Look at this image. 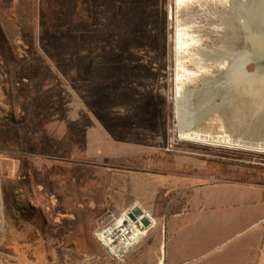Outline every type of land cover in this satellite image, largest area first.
<instances>
[{
    "label": "rangeland",
    "instance_id": "rangeland-1",
    "mask_svg": "<svg viewBox=\"0 0 264 264\" xmlns=\"http://www.w3.org/2000/svg\"><path fill=\"white\" fill-rule=\"evenodd\" d=\"M198 9L188 0H0V180L19 185L18 210H0V264H144L151 242L116 260L95 237L102 220L135 205L154 219L165 201L220 181L264 192V152L176 134L175 23ZM196 18L185 40L201 32L215 48L220 38ZM9 61L19 70L10 80ZM224 81L184 85L193 130L211 143L263 141L264 112Z\"/></svg>",
    "mask_w": 264,
    "mask_h": 264
},
{
    "label": "bare ground",
    "instance_id": "bare-ground-1",
    "mask_svg": "<svg viewBox=\"0 0 264 264\" xmlns=\"http://www.w3.org/2000/svg\"><path fill=\"white\" fill-rule=\"evenodd\" d=\"M181 2L182 0H175L176 4ZM188 3L193 7H199L188 21H191V24L187 21L175 20L177 21L174 36L176 86L173 108L178 139L202 145L264 152V140H245L230 135L223 139L217 137L215 143H211L210 135L204 134L206 138H201V134L193 130L195 113L190 110V106L188 107V97L183 92L184 85L195 83L202 75L220 74L225 77V81L220 86L241 91L256 111L264 112V68L252 77L241 71V64L248 57L261 59L264 67V35L252 32L250 27L253 18H261L263 15L264 0H188ZM196 16L205 18L210 29L215 31L214 36L220 38V43H216L217 40L212 38L215 48L210 49L203 45L205 37L201 32L187 35L189 41L185 40V31L197 23ZM217 18H220V24L216 21ZM187 46L193 47L194 52L183 59L181 55L185 53ZM183 61L189 64V70L183 68ZM104 225V230L97 234L98 238L100 240L108 238L109 252L116 253L118 257L133 250L142 241L146 230L128 220L127 214L119 218L111 216Z\"/></svg>",
    "mask_w": 264,
    "mask_h": 264
},
{
    "label": "crops",
    "instance_id": "crops-1",
    "mask_svg": "<svg viewBox=\"0 0 264 264\" xmlns=\"http://www.w3.org/2000/svg\"><path fill=\"white\" fill-rule=\"evenodd\" d=\"M152 220L135 247L151 242L144 264H264V192L257 184L195 186L185 198L165 201Z\"/></svg>",
    "mask_w": 264,
    "mask_h": 264
},
{
    "label": "water",
    "instance_id": "water-1",
    "mask_svg": "<svg viewBox=\"0 0 264 264\" xmlns=\"http://www.w3.org/2000/svg\"><path fill=\"white\" fill-rule=\"evenodd\" d=\"M255 23V29L252 26V32L264 35V19L262 18H253L252 21ZM251 25V23H250ZM251 65L252 70L247 71L246 67ZM263 61L256 57H248L246 58L243 63L241 64V71L244 72L245 75L248 77H252L253 75L257 74L263 69ZM224 89L229 91H233L234 93L246 97L241 91H235L230 87L222 86ZM128 220L133 222L134 224L138 225L141 229H148L152 224V218L138 205H135L131 208L130 212L127 214Z\"/></svg>",
    "mask_w": 264,
    "mask_h": 264
},
{
    "label": "trees",
    "instance_id": "trees-1",
    "mask_svg": "<svg viewBox=\"0 0 264 264\" xmlns=\"http://www.w3.org/2000/svg\"><path fill=\"white\" fill-rule=\"evenodd\" d=\"M22 19L21 17L19 20ZM23 22H20L21 24V29L23 32H27L26 29H24V26L22 24ZM5 71L7 72L10 78L13 76L14 78L18 77L19 75V70H18V64L9 61L5 62ZM0 120H4L3 118H0ZM19 188V185L16 183H11L6 180H4L1 184V200H2V208L3 211L6 212L7 215H14L13 213L18 210L16 206V201H17V193L16 190ZM64 204V197H59L57 201V208H60Z\"/></svg>",
    "mask_w": 264,
    "mask_h": 264
},
{
    "label": "built area",
    "instance_id": "built-area-1",
    "mask_svg": "<svg viewBox=\"0 0 264 264\" xmlns=\"http://www.w3.org/2000/svg\"><path fill=\"white\" fill-rule=\"evenodd\" d=\"M1 208H2V200H1V180H0V210H1ZM109 217H111V216H109ZM109 217H106L104 220H102L101 221V225H100V228H98L97 229V231L95 232V237L98 239V241L100 242V244L109 252L110 250V244H109V239L108 238H105V239H103V240H100L99 238H98V233L99 232H101V231H103L104 230V228H105V225H104V223H105V221L109 218ZM102 226V227H101ZM263 249H264V238H263ZM118 252V251H117ZM110 253V252H109ZM116 260H120V258H122V257H118L117 255H116V253L114 254V253H110Z\"/></svg>",
    "mask_w": 264,
    "mask_h": 264
}]
</instances>
